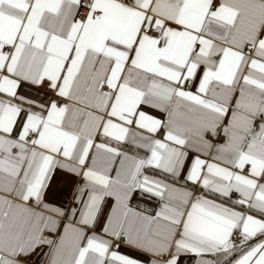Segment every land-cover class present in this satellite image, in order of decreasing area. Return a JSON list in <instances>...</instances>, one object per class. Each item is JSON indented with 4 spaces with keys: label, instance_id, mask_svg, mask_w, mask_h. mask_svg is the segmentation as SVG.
I'll return each instance as SVG.
<instances>
[{
    "label": "snow or ice",
    "instance_id": "obj_1",
    "mask_svg": "<svg viewBox=\"0 0 264 264\" xmlns=\"http://www.w3.org/2000/svg\"><path fill=\"white\" fill-rule=\"evenodd\" d=\"M0 264H264V0H0Z\"/></svg>",
    "mask_w": 264,
    "mask_h": 264
}]
</instances>
